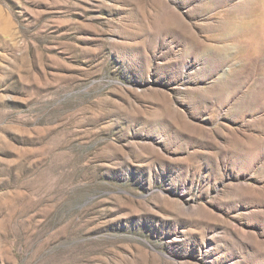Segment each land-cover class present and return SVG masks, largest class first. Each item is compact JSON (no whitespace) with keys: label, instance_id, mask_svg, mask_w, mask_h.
I'll return each mask as SVG.
<instances>
[{"label":"rangeland","instance_id":"obj_1","mask_svg":"<svg viewBox=\"0 0 264 264\" xmlns=\"http://www.w3.org/2000/svg\"><path fill=\"white\" fill-rule=\"evenodd\" d=\"M0 264H264V0H0Z\"/></svg>","mask_w":264,"mask_h":264}]
</instances>
